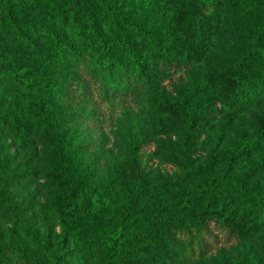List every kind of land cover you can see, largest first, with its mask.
Here are the masks:
<instances>
[{
	"label": "rangeland",
	"instance_id": "1",
	"mask_svg": "<svg viewBox=\"0 0 264 264\" xmlns=\"http://www.w3.org/2000/svg\"><path fill=\"white\" fill-rule=\"evenodd\" d=\"M86 9L114 69L132 49L146 77L72 117L102 48ZM263 22L264 0H0V264H264V205L240 193L264 197V86L220 92L225 73L264 80ZM163 52L186 64L158 70ZM211 215L242 230L213 243Z\"/></svg>",
	"mask_w": 264,
	"mask_h": 264
},
{
	"label": "trees",
	"instance_id": "2",
	"mask_svg": "<svg viewBox=\"0 0 264 264\" xmlns=\"http://www.w3.org/2000/svg\"><path fill=\"white\" fill-rule=\"evenodd\" d=\"M182 2L188 0H181ZM202 2L204 0H201ZM103 5V14L105 16L106 22L110 23L113 26L118 25L119 17L117 16L113 7L108 3H100ZM84 19L86 22L85 31L89 33L92 39H97L99 44L101 45V54H99L93 61L94 67L97 66V72L92 74L91 66L85 68V76L86 86L83 87L78 93L74 92L73 88H70V100H72L73 108L70 112V115L80 116L83 112L80 111L84 106L86 107L84 114L88 113L89 115L101 113L100 104L101 102L108 96L114 95H137L140 92L142 79L146 76L142 75L143 72V64L141 60L136 56L135 52L130 49V59L132 61L133 69L131 73H128L124 69L120 67V64L116 65V69H114L111 55L107 53V43L106 41L99 35L96 30L95 20L89 9L84 11ZM123 24L127 27L133 28L135 30L143 31L144 29L137 21H129L124 20ZM256 39L259 42L264 43V22L262 24V29L256 35ZM150 43L152 46H159V43L154 42L153 39H150ZM75 52L81 54L79 50L75 49ZM165 55L161 59L154 61V66L158 70H171L175 69L181 65H185V61H180L178 59H174L172 56L166 55V52H163ZM80 77V75H79ZM80 81V79H79ZM264 86V80L262 79V74H252L245 75L240 71L237 72H229L225 73L222 77V85L220 86V92L224 96H231L232 103L237 105H246L249 102L250 98H253L259 89ZM88 106H91L90 110L87 109ZM91 111V112H89ZM100 111V112H99ZM264 142V137L258 136L255 140V143ZM240 193L245 195H254L258 194L260 197V202L264 205V197L260 195V193L253 189H240ZM66 208L69 206V201H66ZM72 218H68V221H71ZM213 222V224H210ZM210 227H217L218 231L222 233V238H217L215 236L212 239V242L217 243L219 241L229 242L232 238H236L240 231L242 230L241 225L238 223H233L229 219H224L222 217H218L215 215H211L208 217L207 221L204 222V232L206 234H211ZM196 244H192V249H195ZM212 244L211 240H207L205 238H201L198 242V250L200 254L208 253L211 250ZM53 264V263H51Z\"/></svg>",
	"mask_w": 264,
	"mask_h": 264
}]
</instances>
